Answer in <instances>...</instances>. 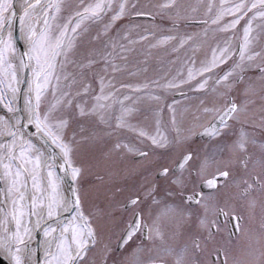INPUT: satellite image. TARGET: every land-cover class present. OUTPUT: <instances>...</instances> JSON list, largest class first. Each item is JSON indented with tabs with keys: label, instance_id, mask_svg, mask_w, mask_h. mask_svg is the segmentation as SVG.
Masks as SVG:
<instances>
[{
	"label": "snow or ice",
	"instance_id": "1",
	"mask_svg": "<svg viewBox=\"0 0 264 264\" xmlns=\"http://www.w3.org/2000/svg\"><path fill=\"white\" fill-rule=\"evenodd\" d=\"M155 7L171 13L172 29L203 9L192 22L205 27L179 36L177 46L199 40L196 48L207 44L211 58L198 68L194 57L185 61L186 78L181 70L121 85L133 88L132 100L113 81L138 26L117 28L80 58L78 38L99 24L93 40L101 41L126 16L154 20L150 11L127 0H0V257L7 264H264V0ZM150 35L145 29L138 40ZM182 87L198 102L180 111L179 101L154 91ZM144 101L157 117L166 104L167 127L158 118L154 132L128 122ZM123 128L137 131L143 148L117 139L104 151ZM88 141L101 145L100 156L78 162V146ZM116 153L136 162L109 163Z\"/></svg>",
	"mask_w": 264,
	"mask_h": 264
},
{
	"label": "rangeland",
	"instance_id": "2",
	"mask_svg": "<svg viewBox=\"0 0 264 264\" xmlns=\"http://www.w3.org/2000/svg\"><path fill=\"white\" fill-rule=\"evenodd\" d=\"M66 3L69 4H79L89 3L92 0H65ZM114 3H119L120 0H113ZM129 5L136 4L138 9H146L150 11L155 19H134L130 18L131 16H126L122 18L121 21H118L116 26L111 30L110 35L108 37H104L101 41L93 40V37L96 35L98 31H100L101 26L99 24H88L86 27L88 28L87 32H82L81 36L78 38V46H77V58H80L86 55L93 48H100L103 46V42L111 39L116 36V29L122 26L134 25L138 26L133 28L130 31V38L133 40H137L138 42L132 45H127L131 50L126 53L127 60L117 61L118 63L125 64L123 69L114 74V88L122 97L123 95H129L132 97V100H135L136 93L133 91L131 87H121V85H136L140 83H144L146 80H154L157 78L163 79L165 76L171 78L175 76L177 72L182 70L183 76L186 78L187 76V67L184 62L189 60L190 58H195L196 67L200 66L201 61L211 58V48L205 44L203 47L196 48V44H199V40H195V44H185L182 47H178V38L181 35L188 34H196L200 33L205 27V25H196V24H187L185 20H180L179 28L172 29L171 20L167 19V16L171 13L162 12L159 10L157 5L163 4L166 0H127ZM180 4H191L196 5L201 0H177ZM216 3H219V0H215ZM65 17L68 15L66 11L64 13ZM164 17L162 19L161 17ZM193 19H203V9H200L194 16L190 17L189 20ZM258 23V21H257ZM242 27V26H241ZM145 29L148 32L152 33L145 41H139V35L145 34ZM174 35L177 36L176 41H168L165 44H157V46L152 47L151 45L156 44L157 40H160L164 36ZM211 35V34H210ZM231 35V33H229ZM241 35V32L236 33V37L238 38ZM223 34H217V38H222ZM126 43V41H121ZM214 46L215 42H211ZM175 49V50H173ZM223 66H221L222 68ZM73 69L69 68V72H72ZM93 70H90V73ZM222 74V72H221ZM109 76L112 75L111 72L108 73ZM198 79V78H197ZM95 91H99L98 82L93 85ZM194 87V85H193ZM79 89V84L72 88V91L75 93ZM155 92L163 95L167 101V103H171L173 99L180 102L178 107V111L187 107L189 104H195L198 101L194 97V93L189 90L188 87H182L179 90L169 91L166 94L162 92V90L155 89ZM183 91L187 94L191 99H185V97L179 95L178 93ZM95 93H93L94 95ZM83 103V101H81ZM90 98H89V106H90ZM132 101H127L126 104H131ZM138 108L139 111L134 113L131 118H129V123L135 125L137 129L143 128L147 132H154L156 127V119L158 118L162 125V130L164 127H167L170 121V113L168 112L166 104L162 107L157 108V112L159 113L158 117L153 114L152 108H155V105H149V102L144 101L139 105H133ZM115 121H113L114 123ZM88 124L85 122V127ZM259 133V131H257ZM259 137V136H258ZM117 139L122 143H127L131 146H139L143 148L140 144V138H138L137 131H134L129 128L120 129L118 133L113 135L111 138L107 139L103 143V150L107 151ZM199 143H203L204 141H199ZM259 142V141H258ZM100 148L101 145L97 143H93L92 141L81 143L78 146V150L74 155V159L78 162H89L94 163L93 157L99 158L100 156ZM134 154H127L124 156L123 160H121V155L119 153L114 154L109 163L116 162L120 166L124 164H133L136 161L133 159Z\"/></svg>",
	"mask_w": 264,
	"mask_h": 264
},
{
	"label": "water",
	"instance_id": "3",
	"mask_svg": "<svg viewBox=\"0 0 264 264\" xmlns=\"http://www.w3.org/2000/svg\"><path fill=\"white\" fill-rule=\"evenodd\" d=\"M132 17L133 18H148V17H134V16H132ZM186 23H188V24H196V23H193L192 21H188ZM0 264H7L6 258L0 257Z\"/></svg>",
	"mask_w": 264,
	"mask_h": 264
},
{
	"label": "bare ground",
	"instance_id": "4",
	"mask_svg": "<svg viewBox=\"0 0 264 264\" xmlns=\"http://www.w3.org/2000/svg\"><path fill=\"white\" fill-rule=\"evenodd\" d=\"M4 109L0 106V114H3Z\"/></svg>",
	"mask_w": 264,
	"mask_h": 264
},
{
	"label": "flooded vegetation",
	"instance_id": "5",
	"mask_svg": "<svg viewBox=\"0 0 264 264\" xmlns=\"http://www.w3.org/2000/svg\"><path fill=\"white\" fill-rule=\"evenodd\" d=\"M257 131H259V130H257ZM260 135V133H257V136H259ZM257 212H259V209H257ZM221 222H223V218H221Z\"/></svg>",
	"mask_w": 264,
	"mask_h": 264
}]
</instances>
